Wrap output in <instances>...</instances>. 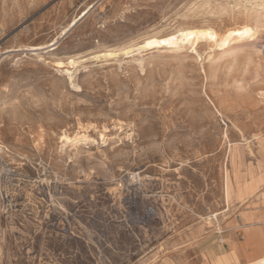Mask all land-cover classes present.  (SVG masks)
Returning <instances> with one entry per match:
<instances>
[{
	"label": "rangeland",
	"instance_id": "374dc122",
	"mask_svg": "<svg viewBox=\"0 0 264 264\" xmlns=\"http://www.w3.org/2000/svg\"><path fill=\"white\" fill-rule=\"evenodd\" d=\"M193 28L258 34L148 46ZM0 113V264L264 247V0H0Z\"/></svg>",
	"mask_w": 264,
	"mask_h": 264
},
{
	"label": "bare ground",
	"instance_id": "6f19581e",
	"mask_svg": "<svg viewBox=\"0 0 264 264\" xmlns=\"http://www.w3.org/2000/svg\"><path fill=\"white\" fill-rule=\"evenodd\" d=\"M239 29H237L235 32H230L229 30L226 31L224 34H217L216 32L212 31L211 29H205V28H193V29H188V30H185V31H179V35L178 36H172L170 39L167 38V40H162V41H156V40H153L151 42H149L148 46H154V45H158V44H161V42H164V43H168V42H171L173 40H178V38H182L184 40L189 41L191 42L192 40H198L200 38H204L205 40H208V41H212V43H214L216 46H218L219 48H221L222 50H232L234 48L236 49H239V48H242L244 46H247L249 45L250 43V39H253L256 35L257 32H249V34H244V37L243 38H239L240 35L238 34V31ZM258 34V33H257ZM177 35V34H176ZM202 40V39H201ZM177 42V41H176ZM180 42V40H179ZM194 41H192L193 43ZM178 43V42H177ZM210 43V42H209ZM196 45V44H194ZM53 46V45H52ZM56 46V45H55ZM54 46V47H55ZM43 48V47H42ZM50 48V47H48ZM189 48V47H188ZM198 48V47H197ZM40 48H38L39 50ZM33 50V49H32ZM35 50V49H34ZM235 50V49H234ZM36 51V50H35ZM193 51L197 52L196 49H194ZM224 51V52H226ZM193 52V53H195ZM199 52V51H198ZM214 52V51H213ZM229 52V51H228ZM199 54V53H198ZM202 61V60H201ZM233 63V62H232ZM237 65V64H236ZM205 67V66H204ZM205 70V69H204ZM203 71V70H202ZM66 73V72H65ZM69 74V73H67ZM71 74V73H70ZM206 74V73H205ZM257 74V72H256ZM209 75V74H208ZM206 76V75H205ZM210 77V76H209ZM73 78V77H71ZM70 85V84H69ZM206 92V91H205ZM205 95V94H204ZM206 98H208L209 102L212 103L213 107H215L214 105V102H212V100L207 96H205ZM216 104V103H215ZM216 113L219 115V116H222L220 110H218V108H214ZM221 109V108H220ZM223 110V109H222ZM223 112V111H222ZM1 114V113H0ZM224 116V115H223ZM1 129V128H0ZM64 131V130H63ZM81 133V132H80ZM63 134V132H62ZM60 134V135H62ZM69 134V133H68ZM67 134V135H68ZM67 135H62L61 137V140L62 142H66V143H71V144H76L78 143V141L82 140L80 135L77 134L76 136H74L75 138L71 139L70 137H68ZM73 136V135H71ZM227 139V138H226ZM83 140H86V139H83ZM90 140V139H89ZM43 141V140H41ZM225 175V174H224ZM226 179V182H225V188H226V195L228 196L229 198V194H230V191L232 189V186L230 184V181H229V178L228 176L225 178ZM253 196V195H252ZM259 197V196H258ZM260 198V197H259ZM243 199V198H242ZM258 198H255V200H257ZM241 200V199H240ZM247 200V199H246ZM259 201V200H258ZM247 207V206H245ZM250 207V206H249ZM258 210V209H257ZM261 210V209H260ZM264 210V209H263ZM247 211V210H246ZM250 211V209H249ZM254 211V210H253ZM252 211V212H253ZM251 212V211H250ZM261 213V212H260ZM246 214V213H244ZM245 216V215H244ZM243 216V217H244ZM215 218V221H216V227L217 229L219 230H222L221 227H220V223H219V219H218V216L216 214L210 216L208 218V220H211V218ZM240 217V215H239ZM236 218V217H235ZM260 218V217H259ZM262 218V217H261ZM247 219H242L241 221H246ZM261 222L260 224H262L261 228H264V217L259 221ZM232 223V222H231ZM214 223H212L213 225ZM222 224V223H221ZM237 224V223H235ZM231 225V224H229ZM258 226V225H257ZM243 228H245L247 231H248V240H247V244L249 245V249L251 250V254L252 256H257L255 259L251 260L249 259L248 262L244 263V264H264V247L262 246H259V244H257V242L255 241V238L256 236H260L261 235V232L258 231V228L259 227H256L254 223L252 224H244L243 225ZM204 232V231H203ZM258 239V238H257ZM232 257L236 260V261H239V262H242L243 261V257L244 255L241 253V249H239L238 247L234 246L233 247V250H232ZM175 264V262H174ZM213 264H223L221 261H215L213 262Z\"/></svg>",
	"mask_w": 264,
	"mask_h": 264
},
{
	"label": "crops",
	"instance_id": "0c3cea01",
	"mask_svg": "<svg viewBox=\"0 0 264 264\" xmlns=\"http://www.w3.org/2000/svg\"><path fill=\"white\" fill-rule=\"evenodd\" d=\"M249 250H250V249H249ZM249 252H250V251H249ZM256 257H257V256H255V255H254V256L251 255V257H250L249 259L253 260V259H255ZM243 263H244V261H243Z\"/></svg>",
	"mask_w": 264,
	"mask_h": 264
}]
</instances>
